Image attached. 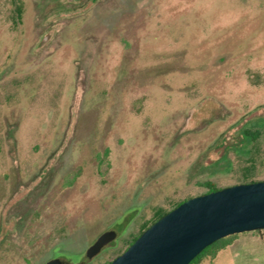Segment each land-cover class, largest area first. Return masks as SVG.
Masks as SVG:
<instances>
[{"label":"rangeland","instance_id":"1","mask_svg":"<svg viewBox=\"0 0 264 264\" xmlns=\"http://www.w3.org/2000/svg\"><path fill=\"white\" fill-rule=\"evenodd\" d=\"M251 180L264 0H0V264L110 263L205 181ZM239 239L264 230L199 264Z\"/></svg>","mask_w":264,"mask_h":264},{"label":"water","instance_id":"2","mask_svg":"<svg viewBox=\"0 0 264 264\" xmlns=\"http://www.w3.org/2000/svg\"><path fill=\"white\" fill-rule=\"evenodd\" d=\"M264 230V181L240 183L186 199L145 229L109 264H188L205 247L230 235ZM100 235L85 259L115 238ZM45 264H69L53 259Z\"/></svg>","mask_w":264,"mask_h":264},{"label":"trees","instance_id":"3","mask_svg":"<svg viewBox=\"0 0 264 264\" xmlns=\"http://www.w3.org/2000/svg\"><path fill=\"white\" fill-rule=\"evenodd\" d=\"M261 119V118H259ZM246 124V122H245ZM245 124H243L240 129H238L239 133L242 135L243 137V140L244 141H249V142H255L256 140L259 139V137L261 136V128H258L257 126H245ZM252 182H256V181H249L247 183H252ZM202 186L206 189V193H209V192H212V191H216V190H219L218 188H216L212 182L210 181H205L204 183H202ZM183 202V201H182ZM180 202V203H182ZM179 203V204H180ZM177 204V206L179 205ZM167 212L157 216L152 222L154 223L156 220H158L159 218H161L164 214H166ZM150 224V225H151ZM149 225V226H150ZM149 226L145 227V229H147ZM143 230V231H144ZM142 231V232H143ZM257 232L260 231V230H256ZM140 232L138 234V236H136L135 238L132 239V241L130 242L129 245H131L137 237H139L141 235ZM235 235V234H234ZM234 235H230V236H227L225 238H222V239H219L217 241H214L213 243H211L210 245H208L207 247H205L203 250L200 251L199 254H197L195 256V258H193L188 264H199L201 262V260L203 258H205L206 256H211L212 258L216 255L217 252L223 250L226 246L229 245L230 243V239L231 237H233ZM109 264V263H107Z\"/></svg>","mask_w":264,"mask_h":264},{"label":"crops","instance_id":"4","mask_svg":"<svg viewBox=\"0 0 264 264\" xmlns=\"http://www.w3.org/2000/svg\"><path fill=\"white\" fill-rule=\"evenodd\" d=\"M250 245L251 243L244 241V239H239L236 243H234L231 247L232 263L235 257H238V255L242 252V261L237 264H264V259L260 258L264 255V246L260 243L259 249H256L257 254L252 256L251 252H253L255 248H250Z\"/></svg>","mask_w":264,"mask_h":264}]
</instances>
